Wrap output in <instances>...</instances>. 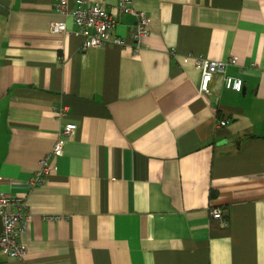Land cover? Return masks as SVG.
Here are the masks:
<instances>
[{"label": "crops", "instance_id": "obj_1", "mask_svg": "<svg viewBox=\"0 0 264 264\" xmlns=\"http://www.w3.org/2000/svg\"><path fill=\"white\" fill-rule=\"evenodd\" d=\"M88 1L116 24L84 50L59 0H0V193L27 203L26 254L0 264H264V0H134L139 47L119 0ZM194 57L243 90L202 94Z\"/></svg>", "mask_w": 264, "mask_h": 264}, {"label": "built area", "instance_id": "obj_2", "mask_svg": "<svg viewBox=\"0 0 264 264\" xmlns=\"http://www.w3.org/2000/svg\"><path fill=\"white\" fill-rule=\"evenodd\" d=\"M70 0H59L57 11L63 16L71 15L79 30L73 31L76 35H83L85 38L82 49L99 47L110 43L111 33L116 24L115 16L99 3L88 0H75L76 6L73 11L69 7ZM118 8L122 13L132 14L136 17L137 23L133 26V39L139 47L144 38L149 34L150 17L144 11H138L134 7V0H119ZM50 30L53 34L68 33L65 21H54ZM70 33V32H69ZM120 42L121 39H116ZM116 44V43H115ZM123 44V43H120ZM186 60L190 58L185 57ZM194 63L202 70L201 93H210V83L215 76L225 73V64L222 61L211 60L205 57H194ZM225 87L229 90L240 92L244 88V80L239 76L224 75ZM64 111L67 109L64 108ZM64 114V112H63ZM77 128L75 123H66L60 130V137L50 155L40 161V167L33 175L31 182L34 184L43 183L45 177L53 170L52 157L62 156L64 153L65 139L70 137ZM215 218L221 219L223 211L212 210ZM27 216V203L23 197L6 195L0 193V218L3 223V230L0 235V249L12 259H21L26 254L25 246L18 239L20 223Z\"/></svg>", "mask_w": 264, "mask_h": 264}]
</instances>
